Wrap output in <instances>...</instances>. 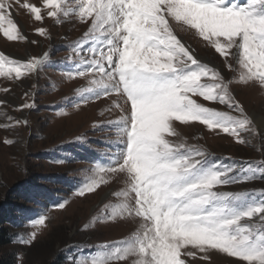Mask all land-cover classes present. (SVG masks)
Returning a JSON list of instances; mask_svg holds the SVG:
<instances>
[{
  "label": "snow or ice",
  "instance_id": "6c2138e0",
  "mask_svg": "<svg viewBox=\"0 0 264 264\" xmlns=\"http://www.w3.org/2000/svg\"><path fill=\"white\" fill-rule=\"evenodd\" d=\"M14 9L41 23L47 17L56 25H86L69 44L66 60L72 67L66 76L87 81L75 89L79 102L108 98L101 115L118 113L94 125L112 130L115 139L105 141L104 162L86 170L77 195L110 182L121 185L110 190L115 202L105 203L82 230L121 219L134 229L94 246L95 255L68 257V264H192L198 256L209 260L211 252L236 258L237 264H264V189L228 190L264 180V159L216 158L177 130L178 123H198L241 145L264 140L233 88L264 91V0H0V33L8 41H27ZM177 29L199 37L232 75L199 57ZM35 32L50 38L45 27ZM49 56L45 51L21 60L0 51V77L30 78ZM24 97L14 107L35 108L34 94L26 91ZM7 103L0 99V105ZM0 117L9 121L0 125L6 129L29 123L3 111ZM56 207L63 209L65 202ZM45 220L40 214L32 226L39 231ZM37 231L19 242L31 245Z\"/></svg>",
  "mask_w": 264,
  "mask_h": 264
},
{
  "label": "rangeland",
  "instance_id": "374dc122",
  "mask_svg": "<svg viewBox=\"0 0 264 264\" xmlns=\"http://www.w3.org/2000/svg\"><path fill=\"white\" fill-rule=\"evenodd\" d=\"M14 18L27 41H8L0 33V51L21 60L39 56L45 51L50 56L42 70L30 78L15 82L0 77V88L10 90L6 94L0 92V99L8 101L0 105V111L15 118H26L29 122L26 126L0 127V217L7 208L20 205L17 206L19 211L13 215L14 224L10 226L11 241L0 246V258L13 256L14 264H68V257L95 255L94 246L125 238L134 229L132 223L121 219L95 223L82 230L92 217L100 213L105 203L115 202L110 190L121 185L110 182L95 193L84 197L77 195L88 175L86 170L97 160L104 162L105 141L115 139L112 130H94V125L115 119L118 113L104 111L101 115V111L111 103L108 98L79 102L75 89L87 86V81L66 76L72 67V61L66 60L71 55L69 44L82 36L86 25L78 21L56 25L47 17L41 23L18 9H14ZM37 27L47 28L50 38L38 35L35 32ZM177 33L199 57L220 68L225 75H232L224 67L223 58L199 37L180 29ZM32 40L38 43L32 44ZM233 88L247 113L264 131V91L237 85ZM26 91L34 94L35 108L18 110L14 106L25 102ZM5 123L9 121L0 117V125ZM177 130L189 143L203 145L213 157L237 161L264 159V140L259 137L253 140L252 145H241L232 137L223 133L217 135L198 123L189 126L178 123ZM5 140L14 143L6 144ZM58 160L63 163L54 162ZM224 162L231 161L224 159ZM241 189H264V180L232 186L228 190ZM61 202H65L63 209L56 207ZM40 214H44L46 220L37 231L32 221ZM34 231H37V236L31 245L19 242L20 238H27ZM192 264H237V260L211 252L209 260L198 256Z\"/></svg>",
  "mask_w": 264,
  "mask_h": 264
},
{
  "label": "trees",
  "instance_id": "16d2710c",
  "mask_svg": "<svg viewBox=\"0 0 264 264\" xmlns=\"http://www.w3.org/2000/svg\"><path fill=\"white\" fill-rule=\"evenodd\" d=\"M16 206V205H15ZM20 206V205H17ZM12 207L11 209H6L0 217V246H4L10 243V226L14 224L15 215L20 207ZM0 264H14L13 256H3L0 258Z\"/></svg>",
  "mask_w": 264,
  "mask_h": 264
}]
</instances>
